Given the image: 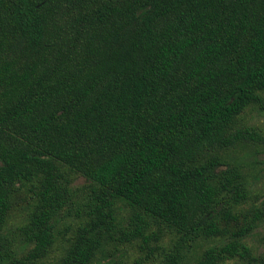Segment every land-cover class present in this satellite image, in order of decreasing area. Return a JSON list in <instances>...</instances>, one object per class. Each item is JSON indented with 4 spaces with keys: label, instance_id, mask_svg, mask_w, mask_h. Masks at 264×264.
Wrapping results in <instances>:
<instances>
[{
    "label": "trees",
    "instance_id": "obj_1",
    "mask_svg": "<svg viewBox=\"0 0 264 264\" xmlns=\"http://www.w3.org/2000/svg\"><path fill=\"white\" fill-rule=\"evenodd\" d=\"M253 111L264 0H0V264H264Z\"/></svg>",
    "mask_w": 264,
    "mask_h": 264
},
{
    "label": "rangeland",
    "instance_id": "obj_2",
    "mask_svg": "<svg viewBox=\"0 0 264 264\" xmlns=\"http://www.w3.org/2000/svg\"><path fill=\"white\" fill-rule=\"evenodd\" d=\"M247 121L249 124L255 127H258L264 131V112L263 113H257L255 111L250 112L247 116ZM254 158L258 161V168L263 166L262 164L264 162V152L263 151L255 155ZM84 183H85L84 178L77 177L74 180L73 185L77 187H81L83 186ZM254 183H255V186L252 187V189L255 192V194L264 193V171H261L257 174L256 180L254 181ZM18 217H19V214H15L11 218L10 226L12 228L16 226V223L18 222L17 221ZM247 242L251 244L257 252L264 251V222H262L261 225L257 229H255V231L250 236H248ZM59 252H60V245L55 244V246L52 249V252H50L48 258L44 261L43 264H52L55 260V257L59 254ZM126 253L128 255V259L124 261L127 264H131L136 254L130 249H128ZM150 264H155V263H150Z\"/></svg>",
    "mask_w": 264,
    "mask_h": 264
}]
</instances>
